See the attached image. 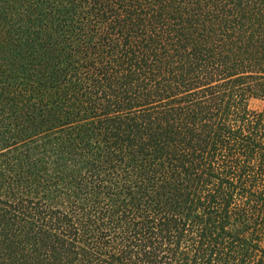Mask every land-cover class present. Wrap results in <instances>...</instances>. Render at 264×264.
<instances>
[{"label": "trees", "instance_id": "obj_1", "mask_svg": "<svg viewBox=\"0 0 264 264\" xmlns=\"http://www.w3.org/2000/svg\"><path fill=\"white\" fill-rule=\"evenodd\" d=\"M0 264H264V0H0Z\"/></svg>", "mask_w": 264, "mask_h": 264}, {"label": "rangeland", "instance_id": "obj_2", "mask_svg": "<svg viewBox=\"0 0 264 264\" xmlns=\"http://www.w3.org/2000/svg\"><path fill=\"white\" fill-rule=\"evenodd\" d=\"M251 106H252V108H254V109H259V108L262 106V104H261L259 101H253V102L251 103Z\"/></svg>", "mask_w": 264, "mask_h": 264}]
</instances>
